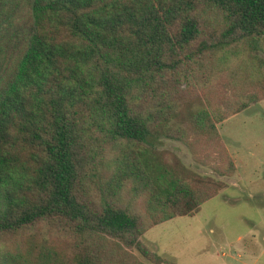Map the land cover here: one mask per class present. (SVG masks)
<instances>
[{
  "label": "trees",
  "instance_id": "16d2710c",
  "mask_svg": "<svg viewBox=\"0 0 264 264\" xmlns=\"http://www.w3.org/2000/svg\"><path fill=\"white\" fill-rule=\"evenodd\" d=\"M29 12L0 78V264H144L122 245L159 259L138 236L217 188L147 142L172 134L181 83L217 79L248 45L264 51V0H30ZM188 109L187 123L214 136L213 119L228 114L209 98ZM106 142L112 183L96 202L87 181ZM125 180L144 211L116 200ZM55 235L72 238L70 252Z\"/></svg>",
  "mask_w": 264,
  "mask_h": 264
},
{
  "label": "rangeland",
  "instance_id": "374dc122",
  "mask_svg": "<svg viewBox=\"0 0 264 264\" xmlns=\"http://www.w3.org/2000/svg\"><path fill=\"white\" fill-rule=\"evenodd\" d=\"M29 8L30 0H0V78L15 56L6 42L28 23ZM225 62L217 79L192 76L187 85L180 84L185 89L176 99L179 109L168 121L172 134L159 131L152 143L147 142L165 163L178 168L183 164V175L191 182L217 190L192 213L183 202L172 205V217L138 236L159 259L147 257L136 245H122L144 264H264V51L248 45ZM208 98L224 113L242 101L247 103L221 120L213 119L214 136L186 121L189 102L199 99L207 105ZM102 147L106 164L98 161V169L87 181L89 196L96 202L101 194H108L113 174L114 144L106 142ZM227 158L233 163L230 172H225ZM130 187L125 180L116 200L144 211L143 195ZM52 238L71 251L72 238Z\"/></svg>",
  "mask_w": 264,
  "mask_h": 264
}]
</instances>
